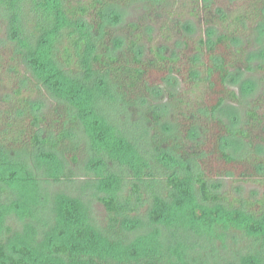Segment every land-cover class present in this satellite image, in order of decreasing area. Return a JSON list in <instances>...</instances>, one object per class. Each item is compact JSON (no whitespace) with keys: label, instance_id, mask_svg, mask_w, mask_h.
Returning a JSON list of instances; mask_svg holds the SVG:
<instances>
[{"label":"trees","instance_id":"16d2710c","mask_svg":"<svg viewBox=\"0 0 264 264\" xmlns=\"http://www.w3.org/2000/svg\"><path fill=\"white\" fill-rule=\"evenodd\" d=\"M135 1L0 0V69L4 67L7 78L6 82L0 79V192H5V187L22 190L20 215H30L29 194L40 182L21 158L34 157L39 166L46 165L45 172L52 180L70 179L72 176L65 174L66 162H78L80 144L75 140L82 128L94 154L90 167L98 187L112 191L126 182L121 176L108 174L113 171L105 158L117 162L133 179L132 195L100 198L109 215L102 233L89 224L81 201L59 198L66 225L75 220L86 222L77 230L75 251L65 244L50 243L46 253L33 246L32 237L21 238L15 242L20 248L11 249L10 241L18 235L6 227L5 236L0 235V264H40L36 258L49 255L53 256L51 261L55 257L67 264H190L184 251L173 253L174 259L169 256L167 246L163 249L159 243L161 233L157 229L131 244L122 241L125 230L143 225L129 216L146 201L148 191L152 193L148 211L152 221L170 225L173 217L193 219L191 215L206 209L195 203L198 196L212 208L205 227L212 223L213 208L220 210L223 217L218 225H239L252 239L255 249L242 264H264V133L260 144L254 145L253 137L264 116L249 111V131L235 132L253 151L242 157L226 152L224 142L234 132L217 116L225 103L238 101L237 94L227 88L232 69L251 71L245 49H235L233 43L245 34L247 26L264 24V0H234L239 6L236 15L219 9L218 16L210 18L212 27L208 30L212 36L220 26L226 33L195 44L191 37H185L182 45L194 51L191 57L185 50L167 56L166 47L150 48L152 57H146L142 45L145 35L136 24L125 26L122 38L115 36L113 25L121 17L118 8ZM151 1V5L164 2L147 0ZM198 1L202 11L211 10L213 0ZM176 27L179 30V25ZM181 28L190 34L194 27L186 22ZM152 30L146 29L149 34ZM171 76L181 78L185 85L180 93H168L173 103V131L162 123L160 108L153 104L152 112L147 108ZM30 89L45 91L54 98L51 107L45 109L43 102L27 95ZM195 90H201L196 99L190 95ZM107 97L128 111L146 110V125L154 131L152 157L103 117L99 101ZM256 105H264V98ZM218 177H229L237 185L257 184L262 193L252 199L217 192ZM13 208L0 203V226L5 227L2 219ZM158 247L167 257L153 254Z\"/></svg>","mask_w":264,"mask_h":264},{"label":"rangeland","instance_id":"374dc122","mask_svg":"<svg viewBox=\"0 0 264 264\" xmlns=\"http://www.w3.org/2000/svg\"><path fill=\"white\" fill-rule=\"evenodd\" d=\"M163 1V3L151 5L152 1L148 3L147 0H136L127 6L119 7L117 12L121 17L119 22L113 25L115 29L114 35L122 38L125 26L136 24L141 27L140 31L145 35L142 45L145 47L146 57H152L149 52L150 48L155 49L158 47H166L167 56H172L174 52L180 53L185 50L186 54L191 57L194 51L192 52L182 45L184 38L191 37L194 44L198 43L200 39L214 40L226 32L219 26L216 27L214 32L211 31L213 34L211 36L208 30L212 27L210 18L213 15L218 16L217 11L219 9L236 15L237 7H239L234 0H213L211 10L202 11V5L198 0ZM192 12H195L194 15ZM186 22H191L194 27L193 32L190 34L185 31L183 32L181 28ZM259 23L247 26L245 34L233 43L235 49L239 47L245 49L247 55L246 62H250L251 71L238 73L236 69H232V74L227 82V88L237 94L238 101H228L217 113V116L234 132V135L228 137L224 142V148L227 153L235 157L246 156L253 152L245 139L237 134L235 135V132L239 130L249 131L250 126H247L249 119L247 113L255 110L261 118L264 116V105H256L259 99L264 98V69H260L264 66V24ZM176 25H179V30ZM148 27L153 29L150 34L146 31ZM180 31L182 34L179 33ZM0 37L2 38V34ZM202 58V60L206 59L205 56ZM27 75L31 76L30 73H27ZM0 77L2 82L7 81L4 67L0 69ZM33 86L31 85V88H34ZM184 88L185 85L181 78L171 76L162 86L163 90L160 95L154 97L147 106L151 112L153 108L150 105L152 104V106L160 108L158 111L162 113V123L168 124L172 131L175 130V120L172 109L173 103H170L168 93L177 94L182 92ZM34 89H30L27 95H30L33 100L43 102L45 109L51 107L54 98H49L45 91H41L40 93ZM201 90L198 92L197 90L193 91L190 94L191 97L194 99L198 98ZM108 99V97L102 98L99 101L100 109L103 110V117L123 132L125 138L138 145L139 149L143 152L148 151V155L152 157L154 153L151 148V138L154 131L146 125V110L128 111L117 100L110 101ZM187 100H189L188 97ZM159 127L161 128V125ZM263 127L264 122L260 125L257 124L253 133L254 145L260 144L259 137L263 136ZM76 134L77 139L75 141L80 144L78 162L72 164L66 162L65 167V174L72 176L70 179L62 177L58 181L52 180L45 172L46 168L44 166L46 165L42 164L43 166H39L34 157L21 158L22 161L24 160V162L30 165V169L34 171L36 179L40 182L39 188L31 191L32 194H29V204L32 211L30 215L27 217L20 215V207H23V203H21L22 190L5 187L7 188L6 191L0 192V203L10 204V206L14 207L12 212H7L8 214L6 213L2 219L3 222L1 224L5 227L0 226V235L4 234L6 227H10L13 229V233L18 235L10 241V244H12L11 249L17 250L20 248V246H16L15 242H19L21 238L27 239L32 237L33 246L42 249L46 253L50 243L65 244L70 249L76 250L73 247L77 245L79 240L77 230L82 229L81 224L86 225V222L75 220L73 222L70 221L66 225L61 218L62 213L59 207V198L61 196L81 201L84 208L87 209L85 214L88 215L89 224L102 233L109 223V215L100 198L113 194L127 197L132 195L133 179L132 176H129L130 172L124 170L125 168H121L117 162L110 158H105V162L110 167V170L113 171L108 172V174L116 175V177L121 176L122 179H126V182L112 191H109L111 189L106 190L98 187V179L95 177L96 173L90 167L94 154L89 151L87 136L83 128L77 131ZM262 151L258 149V152ZM161 172L159 171L160 174L163 173ZM217 179L215 182L217 181L216 184L219 187L216 190L220 193L232 192L241 198L252 199H257L262 193L257 184L244 183L237 185L229 177H218ZM145 197L146 201L143 202L142 206H139L129 216L130 220H140L143 222V225L137 229L125 230L122 237L124 240L122 241H125L127 244L138 241L137 239L143 236L147 237L157 229L161 233L159 243L160 245L163 244V249L167 246L168 251H170L168 252L169 256H172L174 259L176 256L173 253L184 251L186 260L190 264H242V259L255 249L252 247V239L241 231L239 225H228L227 222L218 225L220 218L223 217V213L220 210L219 212L218 209L216 210V208H213L212 220H210L213 225L210 223L208 227H205L206 215L212 208L210 205L203 204L198 196L195 197V203L200 204L202 208L206 209L198 210L196 215H191L193 219H188L187 221H181V216H177L175 220V217H173L169 220V222L171 221L170 225H162L161 223H156L154 220V222L152 221L151 215L148 212L151 208L152 193L148 191L145 193ZM183 218L184 212L182 214ZM211 225L212 230H210ZM139 248L141 249V246ZM158 248L154 250L153 254L167 257L168 254L164 255L162 250ZM138 252H140L139 249H137V255ZM120 255L118 254L119 258ZM49 256L46 259H36L40 264H67L59 258L55 260V257L51 261L50 259L53 256Z\"/></svg>","mask_w":264,"mask_h":264}]
</instances>
